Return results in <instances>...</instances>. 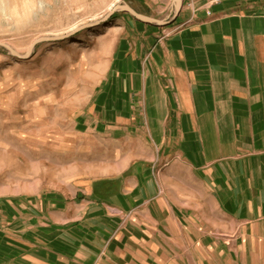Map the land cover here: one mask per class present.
<instances>
[{"label":"crops","instance_id":"0c3cea01","mask_svg":"<svg viewBox=\"0 0 264 264\" xmlns=\"http://www.w3.org/2000/svg\"><path fill=\"white\" fill-rule=\"evenodd\" d=\"M139 0L78 127L111 178L0 202V264H264V0ZM3 203V204H2Z\"/></svg>","mask_w":264,"mask_h":264},{"label":"rangeland","instance_id":"374dc122","mask_svg":"<svg viewBox=\"0 0 264 264\" xmlns=\"http://www.w3.org/2000/svg\"><path fill=\"white\" fill-rule=\"evenodd\" d=\"M138 1L0 0V43L29 51L17 59L0 47V202L111 178L141 156L133 132L110 142L76 122L127 21L124 12L106 17ZM41 37L61 39L33 46Z\"/></svg>","mask_w":264,"mask_h":264},{"label":"water","instance_id":"95a60500","mask_svg":"<svg viewBox=\"0 0 264 264\" xmlns=\"http://www.w3.org/2000/svg\"><path fill=\"white\" fill-rule=\"evenodd\" d=\"M176 5H178V0H176ZM116 12H126V13H129L132 17H134V19H136L137 21H141L143 23H146V24H150V25H156V26H163L165 25V23L161 22V21H157V20H151L149 18H147L146 16H143L139 13H136L135 11H133L128 5L126 4H122V5H117L115 6L111 12L108 14V16L106 18H108L110 15L116 13ZM61 38H56V37H48V38H44V37H41V38H37L33 41V46L38 44V43H48V42H54L56 40H60ZM32 46V48H33ZM0 47H4L9 53L10 55H12L13 57L15 58H20V59H24L28 56L29 52L24 54V55H19V54H16L8 45L6 44H1L0 43Z\"/></svg>","mask_w":264,"mask_h":264},{"label":"built area","instance_id":"2783aa9c","mask_svg":"<svg viewBox=\"0 0 264 264\" xmlns=\"http://www.w3.org/2000/svg\"><path fill=\"white\" fill-rule=\"evenodd\" d=\"M223 0H210V2H208V8L212 7L215 4H219L221 3Z\"/></svg>","mask_w":264,"mask_h":264},{"label":"bare ground","instance_id":"6f19581e","mask_svg":"<svg viewBox=\"0 0 264 264\" xmlns=\"http://www.w3.org/2000/svg\"><path fill=\"white\" fill-rule=\"evenodd\" d=\"M207 5H208V3H206V6H207ZM28 52H29V51H28ZM28 52H27V53H28Z\"/></svg>","mask_w":264,"mask_h":264}]
</instances>
